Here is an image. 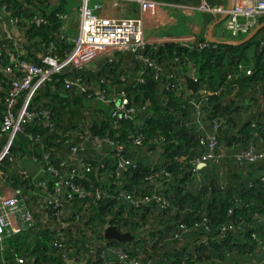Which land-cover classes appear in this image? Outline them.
Instances as JSON below:
<instances>
[{"label": "trees", "instance_id": "16d2710c", "mask_svg": "<svg viewBox=\"0 0 264 264\" xmlns=\"http://www.w3.org/2000/svg\"><path fill=\"white\" fill-rule=\"evenodd\" d=\"M48 1L0 0V5H6L10 14L21 20L17 24L19 33L23 34L20 43L26 50L25 60L32 63H38L45 52L43 44L55 43V52L59 56L72 47L60 38L62 21L56 14L63 10V0L57 6H51ZM37 14L47 16L48 23L32 24L31 20ZM195 17H204L205 23L213 19L202 12ZM263 20L260 18L258 23ZM173 35L192 45L205 40L199 33ZM166 37L163 46L146 47L142 52L155 63H164L165 67L176 64L173 58L178 57L180 66L175 80L188 89H171L168 80L161 75L156 78L151 69L143 83L136 82L129 74L133 69V57L122 52L112 61H102V66L95 72L64 68L32 98L34 107L50 110L54 125L48 128L38 121L25 124L21 134L15 135L9 152L13 156L21 153L26 158L37 156L40 160L47 154V161L64 176L71 167V164L68 168L65 165L68 162L64 164L69 152L66 140L74 143L81 134L100 137L108 134L125 143L124 156L132 164L122 177L115 175L110 155L113 151L104 147L105 154L103 151L95 153L88 141L85 152H79L83 161L90 162L94 168L98 165V169L96 174L85 176L79 169L78 177L83 178H76L75 182L87 191L101 189L102 198L91 203L89 197H73L67 206H63V212L70 215L63 220V232L70 241L85 237L86 232L101 237L104 227L111 223L120 231L138 232L141 240L137 246L147 247L145 255L152 250L159 264H244L252 258L256 259V264H264V253L255 252L258 243L251 236L256 233L258 239L264 241V160L239 162L234 156L250 147L256 151L264 150V46H260L264 28L245 44L210 42L199 51ZM240 62L250 64V74L238 70ZM188 63L195 70L193 77ZM70 76H79L84 82L97 85L103 80L101 85L107 93L124 91L129 104L140 111L133 120H122L118 126H113L102 102L64 86L63 79ZM201 89L207 90L205 96L200 94ZM199 101L201 106L196 108L195 103ZM87 109L94 113L93 119L85 114ZM197 111L204 112L200 121L210 133L214 130V120H222L216 129V152L224 153L218 161H207L200 168L194 161L203 153V147L199 145L202 128L201 122L197 121ZM1 112L0 107V117ZM131 132L143 134L142 145L128 141ZM42 163L45 165V161ZM101 163L103 166L99 167ZM165 172L169 173L168 178ZM152 175L161 182L160 194L170 202L166 208L155 202L134 206L119 196L120 190L137 197L148 193L146 177ZM10 176L11 188L20 186L29 193V207L36 227L9 237L5 242V257L10 264H17L15 255L23 257L24 264H60L52 251L53 232L47 228L54 225L55 219H51L50 210L41 206L43 200L31 194L32 190L40 192L41 189L30 176L23 178L14 173ZM54 185L55 178H49L45 190L47 196L55 193ZM181 224L187 225L189 230L179 232ZM228 225L231 230L225 232V237L218 236L219 228ZM207 233L213 235V240L199 241L200 235ZM88 255L91 258L93 253L89 251Z\"/></svg>", "mask_w": 264, "mask_h": 264}, {"label": "built area", "instance_id": "2783aa9c", "mask_svg": "<svg viewBox=\"0 0 264 264\" xmlns=\"http://www.w3.org/2000/svg\"><path fill=\"white\" fill-rule=\"evenodd\" d=\"M79 1L80 18L76 38L72 40L60 34L61 40L71 44V50L63 56H59L55 52V43L43 44L45 52L40 55L38 63H32L24 58L26 50L20 43L23 34L19 33L17 27L21 20L12 16L6 5H0V107L2 109L0 117V264H10L8 258L4 255L6 240L9 237L17 236L26 230L36 227L34 214L29 207V193L25 192L20 186L11 188L12 178L10 174H18L23 178H29L30 176L20 164L24 157L21 153L19 156H13L9 151L15 135L23 131L25 124L38 121L44 127L51 128L55 123L49 109H37V107L32 105V98L39 88L52 81L54 76L64 68L86 69L90 62L98 60L101 56H104L103 61H112L116 59L117 53L122 52L123 54H131L133 57V80L135 79L136 82L143 83L146 73L151 69L156 78L161 75L167 79V85L171 89L175 91L188 89L183 86L181 81L175 80V73L180 66L178 57L173 58L176 64L172 63L170 66L165 67L164 63H155L148 55L142 52L146 47L163 46V41L167 37L163 36L160 40L150 43L144 36L142 17L129 14L120 16L108 15L105 14L106 7L103 4L106 1L109 3L111 10H123L122 8L126 9L128 3L133 1L140 6L141 11H144V5L148 4L150 0ZM200 8L218 15L226 13L223 21L224 29L233 37L247 35L257 25L258 20L264 18V0H255L252 4L245 7L240 5L231 6L230 9L223 6L210 7L203 0ZM3 15L7 17L8 23L4 21ZM56 16L61 21L67 19V15L64 12H58ZM31 23L35 25L46 24L48 23V18L43 14H37L33 16ZM169 39L172 42L197 51L206 48L210 43L205 39L192 45L186 39H181L178 36H170ZM260 46H264V40H261ZM187 67L191 77H193L194 68L190 63H188ZM237 68L246 75L250 74L252 70L250 64L248 65L244 62L238 63ZM120 79L124 80L123 76ZM102 82L103 80L100 81V85L87 83L79 76H70L63 79V84L67 89L87 93L90 98L94 96L96 101L102 102V106L105 107V111H107L113 126H118L122 120H133L140 109L129 104L127 94L122 90L112 91L110 94L107 93L101 85ZM187 91L190 93L189 90ZM199 92L202 96L207 94L206 89H201ZM109 104H112L110 108L108 107ZM200 106L201 101L195 103L196 108ZM203 117L204 112L200 113L197 111V121H200ZM200 122L202 135H199V145L203 147V153L194 160L197 168L204 166L207 161H218L224 154L216 152V129L220 126L222 120H214L212 133L203 128V121ZM78 139L74 143L66 140L69 144V152L64 164L68 162L65 165L68 168L71 164V167L64 172V176L47 161V154L43 155L42 160L38 159L37 156L30 158L32 162L38 163L40 166L38 174L34 178L35 181L32 180V182L41 189L40 192L34 189L31 194L43 200L41 206L43 205L42 207L47 211L50 210L52 212L51 219H55L54 225L47 227L53 232V255L59 259L60 264H159L158 257L152 253V250L149 251L148 255H145L144 249L147 247L137 246V242L141 240L138 232L119 230L122 233L130 232L132 235V239L125 242L106 239L104 230L109 225H113L111 223L104 227L101 237H96L91 235L90 232H86L85 237L70 241L64 234L65 223L63 220L64 217L70 215L64 213L62 208L68 205V200L72 201L73 197L80 199L89 197L91 203H95L102 198L101 189H95L93 192L87 191L75 182L76 178H83L81 176L78 177L79 169L84 172L83 176L91 173L96 174L98 169V165L94 168L90 162L83 161L79 156V152L86 150V143L90 142L95 153H100L104 147L108 151H113V154L110 155L113 158L117 177H122L126 169L132 164L124 156L125 143L119 139L111 138L108 134L103 137L81 134L78 135ZM127 139L135 145H142L144 142V136L139 132L129 133ZM234 156L239 162H254L260 159L264 160V150L256 151L254 147H250ZM6 161L9 163H6ZM42 161H45V165ZM101 166H103L102 163L99 167ZM119 169H124L122 175ZM165 176L168 178L169 173L165 172ZM51 177L55 178L53 188L55 193L47 196L45 190L48 189L47 181ZM146 180L149 181L148 193L137 197L120 190L119 196H122L134 206L146 205L151 202L161 204L160 206L163 208L170 205V202L160 194L161 182L155 180L153 175L147 176ZM45 201L46 204H43ZM63 214L65 215L63 216ZM45 216L46 221L48 220L47 214ZM109 219H112V217ZM258 220L262 221V218L258 217ZM229 229L231 230V225L221 226L218 236L225 237V232ZM188 230L185 224L179 226V232L181 233H185ZM251 236L258 243L255 252L264 253V241L258 239L256 233ZM200 237L202 239L199 241L213 240L211 233L200 235ZM135 240L137 241L134 242ZM125 244L130 245L125 246ZM89 251L93 253L91 258L88 255ZM97 254L100 255V258H96ZM14 259L17 264H24L25 260L23 257L15 255ZM244 264H256V259L252 258Z\"/></svg>", "mask_w": 264, "mask_h": 264}, {"label": "crops", "instance_id": "0c3cea01", "mask_svg": "<svg viewBox=\"0 0 264 264\" xmlns=\"http://www.w3.org/2000/svg\"><path fill=\"white\" fill-rule=\"evenodd\" d=\"M207 5L210 6H223L228 7L229 1L231 6H248L255 0H204ZM79 0H63L62 11L66 13L67 19L62 21V34L69 39H75L78 31L79 23ZM61 4V0H51V6H57ZM106 7L105 14L108 15H124L121 10H111L109 3L104 2ZM203 4V0H150L148 4L144 5V11H141L140 6L137 3L131 1L128 3L129 15L140 16L143 18V31L144 36L150 43L160 40L163 35L174 36L179 34H192L199 33L203 34L206 38V33L209 25L221 16L212 12L204 11L200 8ZM146 6H150L145 9ZM198 12L207 13L213 18L210 22L205 23L204 17L196 18L195 15ZM4 21L8 23V19L3 15ZM11 28V27H10ZM12 29V28H11ZM190 32V33H189ZM227 31L224 29L223 22L215 25L212 29L213 38L223 41L230 39H238L232 35H227ZM168 33V34H165ZM162 36V37H161ZM31 45V43H30ZM104 56L99 57L98 60L90 62L86 66V70L91 72L97 71L102 66ZM124 62V59L122 60ZM123 64V63H122ZM123 68V67H122ZM21 166L26 170L28 175L31 176L32 180L37 176L39 165L30 160V158L24 157L20 162Z\"/></svg>", "mask_w": 264, "mask_h": 264}, {"label": "water", "instance_id": "95a60500", "mask_svg": "<svg viewBox=\"0 0 264 264\" xmlns=\"http://www.w3.org/2000/svg\"><path fill=\"white\" fill-rule=\"evenodd\" d=\"M227 9L231 8V3L229 1V5L228 7H226ZM226 17V13L222 14L221 17L217 20H215L214 22H212L207 30L206 33V38L209 42H214V43H223V44H228V45H242L245 44L246 42L250 41L253 37H255L257 35V33L264 28V20L261 21L260 23H258L246 36H244L241 39H230V40H223V41H219L215 38H213L212 36V29L215 25H218L220 23H222L224 21ZM124 169H119L120 174H123ZM104 237L106 239H113L116 241H120V242H125V241H129L132 239V235L130 234V232H120L115 226L113 225H109L108 227L105 228L104 230Z\"/></svg>", "mask_w": 264, "mask_h": 264}, {"label": "rangeland", "instance_id": "374dc122", "mask_svg": "<svg viewBox=\"0 0 264 264\" xmlns=\"http://www.w3.org/2000/svg\"><path fill=\"white\" fill-rule=\"evenodd\" d=\"M48 3L50 4L51 3V0L50 1H48ZM123 10H121V13H123V14H129V8H128V6H127V8L126 9H124V8H122ZM221 16V15H220ZM227 33V35H229V33L228 32H226ZM262 34V32L261 33H259V35H261ZM32 44V43H31ZM120 54V53H119ZM128 62V61H127ZM124 68V67H123ZM129 74H131V75H133L134 73H133V69H132V71L131 72H129ZM85 114L87 115V117L88 118H90V119H93L94 118V113L92 112V111H90V110H85ZM19 134H21V132L19 133ZM19 134H18V136H19ZM17 136V137H18ZM149 149V148H148ZM136 155H138V153H136ZM157 155V154H156ZM159 159H160V156H159ZM199 240H200V238H198ZM202 239V238H201Z\"/></svg>", "mask_w": 264, "mask_h": 264}]
</instances>
